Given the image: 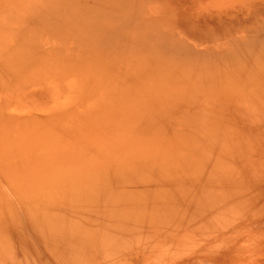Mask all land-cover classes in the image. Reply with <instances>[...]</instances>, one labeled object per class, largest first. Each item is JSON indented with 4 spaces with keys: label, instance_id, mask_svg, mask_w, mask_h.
I'll use <instances>...</instances> for the list:
<instances>
[{
    "label": "rangeland",
    "instance_id": "1",
    "mask_svg": "<svg viewBox=\"0 0 264 264\" xmlns=\"http://www.w3.org/2000/svg\"><path fill=\"white\" fill-rule=\"evenodd\" d=\"M263 79L264 0H0V264H264Z\"/></svg>",
    "mask_w": 264,
    "mask_h": 264
},
{
    "label": "bare ground",
    "instance_id": "2",
    "mask_svg": "<svg viewBox=\"0 0 264 264\" xmlns=\"http://www.w3.org/2000/svg\"><path fill=\"white\" fill-rule=\"evenodd\" d=\"M68 1H69V0H68ZM71 1H72V0H71ZM85 1H86V0H85ZM73 2H74V1H73ZM76 2H77V0H76ZM79 2H80V0H78V3H79ZM88 2H89V1H88ZM121 3H122V2H121ZM72 4H73V3L71 2V5H72ZM81 4L83 5V3H81ZM84 4H85V6H86V4L88 5L89 3L86 2V3H84ZM111 4H112V3H111ZM111 4L108 3L106 6H109V5H111ZM76 5H77V4H76ZM59 6H60V5H59ZM78 6L82 7V6L79 5V4L77 5V7H78ZM85 6H84V7H85ZM74 7H76V6H74ZM77 7H76V8H77ZM104 7H105V6H104ZM81 9H82V8H81ZM100 9L102 10L103 8H100ZM72 10L75 12V13H74V12L72 11V12L75 14V16H74V14H73V15H70V16H72L71 18L73 19V22H72V23H74L75 25L77 24V26H79V29H80L81 25H83V23H86V22H85V21H82L81 19H83V18H82V17L80 18V16L77 15L78 11H75V10H77V9H75V10L72 9ZM82 10H83V9H82ZM97 10H98V9H97ZM101 10H100V11H101ZM100 11H99V12H100ZM53 12H54V11H53ZM57 12H58V11H57ZM68 12H70V11L68 10ZM72 12H70V13L72 14ZM82 12H83V11H82ZM61 13H62V12H61ZM80 13H81V12H80ZM102 13H103V12H102ZM64 14H65V13H64ZM68 14H69V13H68ZM81 14H82V13H81ZM81 14H80V15H81ZM53 15H54V14H53ZM67 16H68V15H67ZM70 16H69V17H70ZM83 16H84V15H83ZM85 17H86V16H85ZM64 18H65V17H64ZM79 18H80V19H79ZM32 19H33V18H32ZM34 19H35V18H34ZM40 19H41V18H40ZM84 19H87V18H84ZM84 19H83V20H84ZM52 20H53V19H52ZM32 21H33V20H32ZM64 21H65V22L62 21L63 24H64V23H67L68 25H70L69 22H67L66 20H64ZM69 21H72V20H69ZM80 21L82 22V24H81V23L78 24V22H80ZM88 22H89L90 24H92V23L87 19V23H86V24H88ZM105 23H107V24L105 25L104 22H101V30H100L101 32H98V33H100L99 35H98V34H95V36L98 35L96 38H99L100 41H101L102 43H105V44H111V42H112V43H114V42L117 43L116 40H113V35H114V34H113V31H114L115 34L118 35V30H116V26H115V30H114V27H113L114 25H113V24H111V23H109V22H105ZM80 24H81V25H80ZM86 24H85V25H86ZM60 25H61V24H60ZM85 25H84V26H85ZM36 26H37V25H36ZM55 26H56V25H55ZM62 26H63V25H62ZM90 26H91V25H90ZM66 27H67V26H66ZM69 27H70V26H69ZM86 27H87V26H86ZM82 28H83V27H81V29H82ZM93 28H94V27H92V29H93ZM88 29H90V28H89V25H88ZM85 30H87V28H86ZM70 31H71V30H70ZM81 31H83V30H81ZM90 31H91V29H90ZM90 31H89V32H90ZM87 32H88V30L86 31V34H88ZM90 33L93 34V32H90ZM103 33H104V34H103ZM54 34H56V33H54ZM57 34L59 35V32H58ZM65 34H66V33H65ZM65 34H64V35H65ZM70 34H71V33H70ZM81 34H82V33H81ZM84 34H85V33H84ZM86 34H85V35H86ZM74 35H75V34H74ZM85 35H84V36H85ZM53 36H54V35H53ZM55 36L57 37V35H55ZM60 36H61V34H60ZM60 36H59V37H60ZM86 36H88V35H86ZM110 36H112V37L109 38V39H105V38H108V37H110ZM59 37H58V38H59ZM94 38H95V37H93V39H94ZM62 39H63V38H62ZM91 39H92V36H91L90 40H91ZM125 39H126V36H123L122 41L125 40ZM100 41H99V42H100ZM91 42H92V41H91ZM96 45H97V44H96ZM111 45H112V44H111ZM112 46H113V45H112ZM92 55H93V54H92ZM29 57H30V56H29ZM38 57H39V55H38ZM39 58H40V57H39ZM39 58H38V59H39ZM29 59H30V58H29ZM47 59H48V58H47ZM40 60H41V59H40ZM42 61H43V59H42ZM44 61H45V60H44ZM13 62H14V61H13ZM28 62L31 63V61H28ZM37 63H39V62L37 61ZM65 63H66V62H65ZM33 64H34V61H33ZM35 64H36V63H35ZM31 65H32V64H31ZM28 66H29V65H28ZM34 66H35V65H34ZM36 66H37V65H36ZM36 66H35V67H36ZM25 67H26V66H25ZM43 67H44V66H43ZM44 69H45V68H44ZM19 70H20V69H19ZM30 70H31V69H30ZM28 71H29V70H28ZM89 71H90V70H89ZM35 72H36V70H35ZM38 72H39V71H38ZM32 73H33V72H32ZM36 74H38V73H36ZM23 75H24V74H23ZM262 75H263V74H262ZM257 76H258V75H257ZM260 76H261V74H260ZM30 78H31V77H30ZM34 78H35V77H34ZM34 78H33V79H34ZM31 79H32V78H31ZM37 79H38V78H37ZM263 80H264V79H263ZM249 91H250V90H249ZM65 110H66V109H65ZM62 118H63V117H62ZM154 139H155V138H154ZM155 140H156V139H155ZM147 141H148V140H147Z\"/></svg>",
    "mask_w": 264,
    "mask_h": 264
}]
</instances>
